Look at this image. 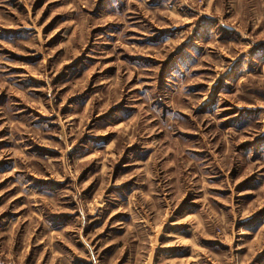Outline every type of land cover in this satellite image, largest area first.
I'll list each match as a JSON object with an SVG mask.
<instances>
[{"label":"rangeland","instance_id":"1","mask_svg":"<svg viewBox=\"0 0 264 264\" xmlns=\"http://www.w3.org/2000/svg\"><path fill=\"white\" fill-rule=\"evenodd\" d=\"M0 264H264V0H0Z\"/></svg>","mask_w":264,"mask_h":264}]
</instances>
